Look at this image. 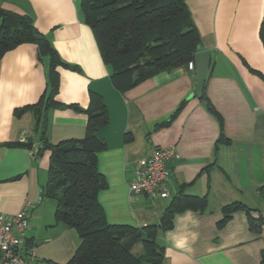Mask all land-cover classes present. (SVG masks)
Here are the masks:
<instances>
[{
    "label": "crops",
    "instance_id": "1",
    "mask_svg": "<svg viewBox=\"0 0 264 264\" xmlns=\"http://www.w3.org/2000/svg\"><path fill=\"white\" fill-rule=\"evenodd\" d=\"M79 2L0 0V9L29 15L61 61L75 67L57 68V101L86 107L89 91L102 96L108 121L98 129L105 148L97 167L108 186L98 199L106 220L141 227L157 223L176 194L206 196L205 210L176 213L173 226L159 234L161 264H264V80L252 72L264 75L259 36L264 0H184L199 33L198 50L210 52L203 91L217 115L192 95L194 70L187 67L157 73L124 92L113 87ZM47 67L48 58L39 59L30 42L0 57V214L10 218L26 207L24 258L64 264L79 237L55 222V203L41 196L49 165L41 138L50 143L81 138L87 116L63 106L47 108L41 118L33 111L13 113L40 99ZM221 133L224 140L217 142ZM168 145L180 155L167 163L168 196L129 192L152 148ZM234 201L262 219L258 231L250 229L244 210L218 227L222 206Z\"/></svg>",
    "mask_w": 264,
    "mask_h": 264
},
{
    "label": "trees",
    "instance_id": "2",
    "mask_svg": "<svg viewBox=\"0 0 264 264\" xmlns=\"http://www.w3.org/2000/svg\"><path fill=\"white\" fill-rule=\"evenodd\" d=\"M79 8L93 32L103 62L110 69L111 84L120 92L157 73L187 67L198 51L199 33L184 0H80ZM259 36L264 46V17ZM26 42L36 44L39 59L48 58L47 89L37 102L15 108L14 115L33 111L41 118L47 108L63 106L87 116L85 134L81 138L56 143L48 142L44 136L41 138V150L49 151L41 196L55 200V222L74 229L79 237L74 254L64 264H161L164 246L158 240L159 234L173 226L176 213L186 209L205 210L206 196L182 192L172 196L157 223L141 227L109 223L98 199L99 191L108 186L97 167L98 152L105 148L98 129L108 121L103 98L89 91L86 107L57 101V68L75 67L61 61L29 15L0 9V57ZM252 72L264 80L262 73ZM200 99L217 115L204 91ZM222 140L221 133L217 142ZM262 191L264 188L260 189ZM239 210L248 214L250 229L258 231L262 219L254 218L248 207L239 201L222 206L218 227ZM138 243L141 252L134 253L132 249Z\"/></svg>",
    "mask_w": 264,
    "mask_h": 264
},
{
    "label": "built area",
    "instance_id": "3",
    "mask_svg": "<svg viewBox=\"0 0 264 264\" xmlns=\"http://www.w3.org/2000/svg\"><path fill=\"white\" fill-rule=\"evenodd\" d=\"M187 68L193 69L192 61L187 63ZM179 156L174 145L152 148L150 155L136 170V176L129 182V192L143 194L150 199L167 197L170 174L167 163ZM27 222L26 207L10 218L0 214V264H36L23 255V235Z\"/></svg>",
    "mask_w": 264,
    "mask_h": 264
},
{
    "label": "water",
    "instance_id": "4",
    "mask_svg": "<svg viewBox=\"0 0 264 264\" xmlns=\"http://www.w3.org/2000/svg\"><path fill=\"white\" fill-rule=\"evenodd\" d=\"M192 62L195 76V86L192 95L196 98H200L203 93L206 74L211 62L209 50L202 49L196 51L193 56Z\"/></svg>",
    "mask_w": 264,
    "mask_h": 264
},
{
    "label": "rangeland",
    "instance_id": "5",
    "mask_svg": "<svg viewBox=\"0 0 264 264\" xmlns=\"http://www.w3.org/2000/svg\"><path fill=\"white\" fill-rule=\"evenodd\" d=\"M47 200L46 201H53L54 203H55V200L54 199H52V198H46ZM133 252L134 253H140L141 252V246H140V244L138 243V244H136L134 247H133Z\"/></svg>",
    "mask_w": 264,
    "mask_h": 264
}]
</instances>
